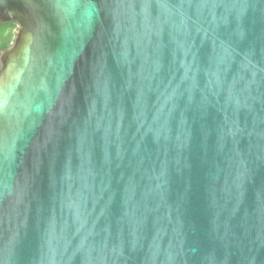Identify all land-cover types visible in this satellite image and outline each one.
<instances>
[{
	"label": "water",
	"instance_id": "water-1",
	"mask_svg": "<svg viewBox=\"0 0 264 264\" xmlns=\"http://www.w3.org/2000/svg\"><path fill=\"white\" fill-rule=\"evenodd\" d=\"M0 22V264H264V0Z\"/></svg>",
	"mask_w": 264,
	"mask_h": 264
},
{
	"label": "trees",
	"instance_id": "trees-1",
	"mask_svg": "<svg viewBox=\"0 0 264 264\" xmlns=\"http://www.w3.org/2000/svg\"><path fill=\"white\" fill-rule=\"evenodd\" d=\"M18 29L19 25L16 22H0V55L14 44Z\"/></svg>",
	"mask_w": 264,
	"mask_h": 264
}]
</instances>
